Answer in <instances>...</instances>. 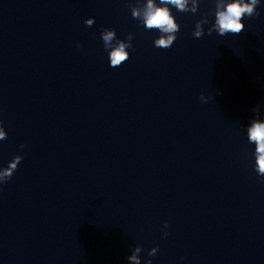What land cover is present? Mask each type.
I'll list each match as a JSON object with an SVG mask.
<instances>
[{
    "label": "clouds",
    "instance_id": "clouds-1",
    "mask_svg": "<svg viewBox=\"0 0 264 264\" xmlns=\"http://www.w3.org/2000/svg\"><path fill=\"white\" fill-rule=\"evenodd\" d=\"M214 22L207 29L208 35H211L213 31L217 32L220 36H226L229 33L239 34L245 29V24L242 20L245 17L252 18L259 16L260 13L257 10L261 5V0H214ZM200 0H146L145 3H140L137 0L136 4L129 3L131 15L134 19L141 21L143 27L146 30H157L160 35L154 40V46L161 49L170 48L177 39V33L180 31V25L176 22L169 5L174 7L178 12L182 13H197L199 10ZM94 18L85 20L86 26H92L94 24ZM209 24L207 15H204L201 19L197 20L193 30L194 38H201L204 35V25ZM101 39L105 50L108 51L110 66L119 67L125 61L129 59V52L127 51L132 47L131 41L133 36L128 34L126 40L118 39L114 29L104 28L101 31ZM79 48L80 45L77 44ZM201 102H207L208 97L203 94L200 96ZM254 113H259L260 105H257L252 109ZM247 136L249 143L255 144V171L256 173L264 177V120L254 118L251 120L247 127ZM7 139V133L0 122V141ZM21 149L25 147L24 144L19 146ZM22 161V156L16 155L8 166L0 168V184L8 182L18 165ZM164 229L169 227L168 222L163 224ZM168 235L167 231L163 232V238ZM140 246H136L131 255L127 257L130 264H141L140 253L142 252ZM158 251L157 247H153L147 253L149 257L154 256ZM144 264H152L151 259L145 260Z\"/></svg>",
    "mask_w": 264,
    "mask_h": 264
}]
</instances>
